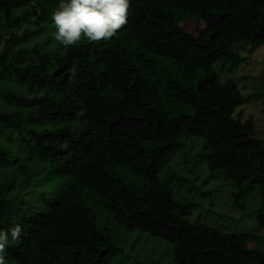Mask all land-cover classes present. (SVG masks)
I'll return each instance as SVG.
<instances>
[{
	"label": "trees",
	"instance_id": "trees-1",
	"mask_svg": "<svg viewBox=\"0 0 264 264\" xmlns=\"http://www.w3.org/2000/svg\"><path fill=\"white\" fill-rule=\"evenodd\" d=\"M60 3L0 0V26L7 31L0 132L19 139L18 149L0 143V183L5 172L24 177L23 193L0 195V229L22 228L19 241L9 235L8 264H111L121 251L99 226L101 218L166 241L177 264H264L249 249L260 239L192 223L186 218L191 204L176 197L169 176L161 178L171 159L189 158L199 145L214 169L232 167L227 171L235 172L240 191L246 183L259 187L256 214L264 227V142L251 120L224 132L236 108L253 96L220 86L221 70L237 51L264 46V0L254 19L210 0H131L116 45L96 43L93 64L94 42L55 44L51 14ZM27 25L37 28L23 36L12 32ZM44 33L31 48L19 47ZM73 63L77 75L70 82ZM207 105L214 106L211 115ZM197 136L204 140L184 150ZM226 142L231 164L211 149ZM115 167L146 185L129 184Z\"/></svg>",
	"mask_w": 264,
	"mask_h": 264
},
{
	"label": "rangeland",
	"instance_id": "rangeland-1",
	"mask_svg": "<svg viewBox=\"0 0 264 264\" xmlns=\"http://www.w3.org/2000/svg\"><path fill=\"white\" fill-rule=\"evenodd\" d=\"M262 0H210L212 6L217 4L223 7L235 6L242 9L250 19L256 18L260 3ZM24 8L15 11L14 19L23 15ZM37 28L27 25L21 31L16 27L12 30L19 36L24 35L25 29ZM6 28L0 26V50L4 49L5 40L7 38ZM45 33L39 34L23 40L19 47L31 48L39 40H44ZM115 38V37H114ZM110 39L103 42V46L109 47L116 45V40ZM55 44H58L56 41ZM89 62L95 63L98 59V51L96 43L90 48ZM222 77L220 86L223 88L232 84L237 87L238 92H242L245 98L253 96V100L238 107L234 114V121L226 124L225 133L236 132L239 124L248 121L253 122L256 137L264 142V46H247L235 53L234 59L222 69ZM0 88L2 84L0 83ZM257 95V96H255ZM204 139L200 136L195 137L184 150H189V146L194 142L199 144ZM0 143L10 149H18L19 139H8L5 134L0 132ZM229 142L223 147H212L211 149L219 150V157L226 163ZM192 146V145H191ZM190 146V147H191ZM260 145L250 146L249 154L255 151ZM239 148L235 144L233 151ZM18 154V153H17ZM187 158L184 154H178L171 159L165 169L161 173V178L169 181L174 189L176 197L183 202L188 201L191 208L187 209L186 218L194 224L205 225L216 228L224 233H231L242 236L256 237L261 243H252L250 245V254L252 257L264 256V227L259 224V217L256 214L261 206L262 199L260 189L257 186L246 183L243 185L242 191L237 187L235 181V172L229 173L232 167L214 169L212 167L211 158L204 156L205 152L197 145ZM203 154V155H202ZM20 155V154H19ZM199 155V156H198ZM249 157L245 158L248 161ZM235 165L239 163V159H235ZM212 167V168H211ZM115 173L123 176L126 181L133 186L146 185L144 181L130 176L127 169L115 167ZM176 175L178 178H172ZM4 182L14 184L11 187H2L4 182L0 183L2 196L20 195L23 193L19 188L22 183L23 175L13 177L9 172L4 174ZM1 179V178H0ZM183 181L178 183V181ZM240 193L239 198L237 194ZM102 208L104 206L102 205ZM94 216L98 214V209L92 211ZM99 219L100 216H97ZM99 226L106 231L107 235L112 237L114 246L121 253L114 258L111 264H177L172 255L171 246L166 241L153 238L144 232L130 233L119 226L114 218L104 222H98Z\"/></svg>",
	"mask_w": 264,
	"mask_h": 264
},
{
	"label": "clouds",
	"instance_id": "clouds-1",
	"mask_svg": "<svg viewBox=\"0 0 264 264\" xmlns=\"http://www.w3.org/2000/svg\"><path fill=\"white\" fill-rule=\"evenodd\" d=\"M130 7L131 0H61L51 14L55 40L65 49L78 46L82 41L100 43L110 40L127 24ZM69 71L71 82L77 75L76 63H73ZM223 78L221 70V80ZM235 87L232 84L228 85L226 92ZM234 93L244 97L242 92ZM213 109V105H207V114L211 115ZM21 233L22 228L19 224L9 230L0 229V264H8L4 254L9 235L13 241H19Z\"/></svg>",
	"mask_w": 264,
	"mask_h": 264
}]
</instances>
